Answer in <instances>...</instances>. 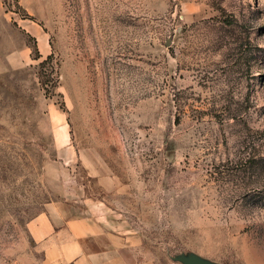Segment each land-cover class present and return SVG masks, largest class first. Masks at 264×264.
Wrapping results in <instances>:
<instances>
[{"label":"rangeland","instance_id":"374dc122","mask_svg":"<svg viewBox=\"0 0 264 264\" xmlns=\"http://www.w3.org/2000/svg\"><path fill=\"white\" fill-rule=\"evenodd\" d=\"M4 7L0 264H49V203L152 264H264V0Z\"/></svg>","mask_w":264,"mask_h":264},{"label":"crops","instance_id":"0c3cea01","mask_svg":"<svg viewBox=\"0 0 264 264\" xmlns=\"http://www.w3.org/2000/svg\"><path fill=\"white\" fill-rule=\"evenodd\" d=\"M4 3L5 0H0V44L1 50H5L2 59L4 63L14 65L15 42L4 30L10 26ZM24 27L26 31L33 29L36 37L42 36L38 26H27L24 22ZM11 29L13 33L15 28L12 26ZM27 228L44 249L49 264H152L143 261L136 250H130L127 241L106 233L97 220L70 216L59 203H49L43 212L29 219Z\"/></svg>","mask_w":264,"mask_h":264},{"label":"trees","instance_id":"16d2710c","mask_svg":"<svg viewBox=\"0 0 264 264\" xmlns=\"http://www.w3.org/2000/svg\"><path fill=\"white\" fill-rule=\"evenodd\" d=\"M45 61H46V60H42V61H41V65H43V64L45 63Z\"/></svg>","mask_w":264,"mask_h":264}]
</instances>
